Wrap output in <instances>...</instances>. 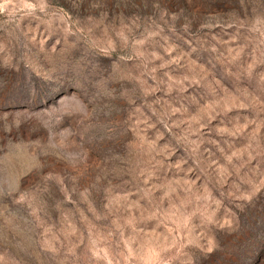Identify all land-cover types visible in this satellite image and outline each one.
Segmentation results:
<instances>
[{
	"label": "clouds",
	"instance_id": "clouds-1",
	"mask_svg": "<svg viewBox=\"0 0 264 264\" xmlns=\"http://www.w3.org/2000/svg\"><path fill=\"white\" fill-rule=\"evenodd\" d=\"M196 2L0 0V264L264 247V0Z\"/></svg>",
	"mask_w": 264,
	"mask_h": 264
},
{
	"label": "rangeland",
	"instance_id": "rangeland-1",
	"mask_svg": "<svg viewBox=\"0 0 264 264\" xmlns=\"http://www.w3.org/2000/svg\"><path fill=\"white\" fill-rule=\"evenodd\" d=\"M198 3L201 12L213 9L220 10L226 6L225 0H198ZM161 5L168 8L170 12H178L183 8L185 14H190L193 8L198 6L196 0L192 4H189L188 0H161ZM87 6L88 0H83L80 5V14H85L84 10ZM7 110L5 108V111ZM244 223L252 234L264 233V201L258 202L257 206L250 210ZM261 260H264V247L253 249L247 258H242L238 253L228 250L217 252L212 254L205 264H237V261H240L241 264H260Z\"/></svg>",
	"mask_w": 264,
	"mask_h": 264
}]
</instances>
